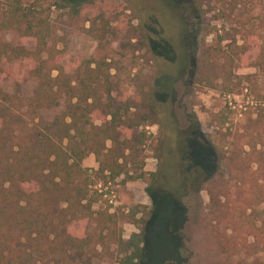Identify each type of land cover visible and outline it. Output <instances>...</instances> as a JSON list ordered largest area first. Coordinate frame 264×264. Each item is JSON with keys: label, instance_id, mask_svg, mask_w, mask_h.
<instances>
[{"label": "rangeland", "instance_id": "obj_1", "mask_svg": "<svg viewBox=\"0 0 264 264\" xmlns=\"http://www.w3.org/2000/svg\"><path fill=\"white\" fill-rule=\"evenodd\" d=\"M33 1L21 0L24 5ZM36 1L43 6L59 2ZM95 1L102 22L91 12L73 15L52 6L50 23L65 59L110 63V110L119 113L115 146L131 178L120 175L104 183L94 156L83 159L92 218L68 228L79 229L78 236L92 242L107 218L95 212L106 211L113 215L120 241L96 245L98 255L73 252L72 258L77 264H264V241L254 242L251 234V224L259 227L264 221L259 213L264 204V70L255 63L259 48L247 56L249 65L229 67L224 55L229 44L242 43L244 30L250 31L247 42L255 41L253 46L264 41V0ZM0 37L33 48L32 39L16 31L0 32ZM160 76L171 80L169 91L162 92L166 83H155ZM23 81L19 94L30 95L37 82ZM14 82L1 84L13 93ZM96 95L99 103L106 102L103 92ZM159 100L168 106L161 110ZM63 110L58 102L39 117L53 121ZM191 114L196 129L188 144L207 182L198 192L189 190L183 207L165 202L153 212L145 190L150 174L160 175V152L170 159L178 131L192 125ZM109 120L110 115L104 125Z\"/></svg>", "mask_w": 264, "mask_h": 264}, {"label": "trees", "instance_id": "obj_2", "mask_svg": "<svg viewBox=\"0 0 264 264\" xmlns=\"http://www.w3.org/2000/svg\"><path fill=\"white\" fill-rule=\"evenodd\" d=\"M52 6L67 8L73 15L91 12L94 20L103 21L95 0H59L51 6L36 0L27 5L21 0H0V32L16 31L33 42V48L28 49L0 37V264H77L72 258L75 252L98 255L96 245L105 247L110 241H120L113 215L106 211L95 212L97 217L105 214L107 218L100 221V233L92 242L86 235L78 236L79 229L68 228L92 218L91 201L87 199L90 180L81 164L89 154L94 156L96 173L104 183L120 175L131 176L126 160L119 161L123 154H117L115 146L119 113L110 110L111 65L105 59H65L50 23ZM249 33L241 32V44L234 41L227 46L225 60L229 67L249 65L247 56L259 48L255 63L264 70V41L253 46L255 41L247 42ZM167 77L160 76L155 81H159L157 86L169 84ZM31 78L37 82L33 92L19 94L20 83ZM9 80L15 81L16 92L9 93L1 84ZM168 84L162 92L169 91ZM101 92L106 96L104 103H99L96 95ZM58 102L63 103L61 116L42 121L39 112ZM159 105L161 110L168 106L161 100ZM108 115L109 123L104 125ZM191 115V122H195ZM96 120L101 121L99 126H95ZM195 129L192 122L189 128L178 131L177 142L170 149L171 160L160 152V175L151 173L145 188L153 212L165 202L183 207L182 199L189 190L198 192L207 182L206 171L188 144ZM106 141L112 142L110 148H105ZM171 171L170 178L165 173ZM261 195L264 201V192ZM259 213L264 215V204ZM251 229L254 242L259 238L264 241V221L259 227L253 222Z\"/></svg>", "mask_w": 264, "mask_h": 264}]
</instances>
